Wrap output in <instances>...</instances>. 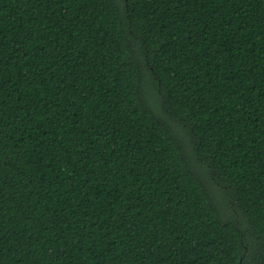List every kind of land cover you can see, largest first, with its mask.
I'll list each match as a JSON object with an SVG mask.
<instances>
[{
    "label": "trees",
    "instance_id": "trees-1",
    "mask_svg": "<svg viewBox=\"0 0 264 264\" xmlns=\"http://www.w3.org/2000/svg\"><path fill=\"white\" fill-rule=\"evenodd\" d=\"M0 264H264V0H0Z\"/></svg>",
    "mask_w": 264,
    "mask_h": 264
}]
</instances>
